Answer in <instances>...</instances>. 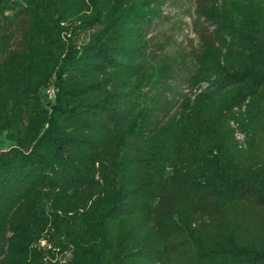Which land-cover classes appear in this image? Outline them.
Returning a JSON list of instances; mask_svg holds the SVG:
<instances>
[{"label":"trees","instance_id":"16d2710c","mask_svg":"<svg viewBox=\"0 0 264 264\" xmlns=\"http://www.w3.org/2000/svg\"><path fill=\"white\" fill-rule=\"evenodd\" d=\"M22 1L17 46L0 25V264H264V0L209 2L163 121L143 68L163 0Z\"/></svg>","mask_w":264,"mask_h":264},{"label":"rangeland","instance_id":"374dc122","mask_svg":"<svg viewBox=\"0 0 264 264\" xmlns=\"http://www.w3.org/2000/svg\"><path fill=\"white\" fill-rule=\"evenodd\" d=\"M211 0H163L162 17L147 28L148 48L143 68L150 78V86L159 102L157 119L165 120L178 113L182 100L192 96L190 76L195 69V55L199 49V33L210 30L205 15ZM22 0H0V25L13 35L15 47L27 28L26 15L19 4ZM86 35L84 42L90 40ZM80 44V45H81ZM58 86L54 78L49 90L42 89L41 98L47 108L56 102ZM12 141L5 133L0 134V150Z\"/></svg>","mask_w":264,"mask_h":264},{"label":"built area","instance_id":"2783aa9c","mask_svg":"<svg viewBox=\"0 0 264 264\" xmlns=\"http://www.w3.org/2000/svg\"><path fill=\"white\" fill-rule=\"evenodd\" d=\"M45 89H47V91L49 90V86L48 87H46Z\"/></svg>","mask_w":264,"mask_h":264}]
</instances>
